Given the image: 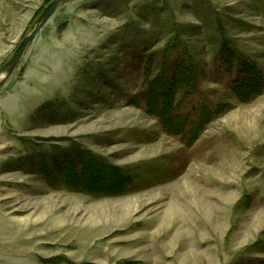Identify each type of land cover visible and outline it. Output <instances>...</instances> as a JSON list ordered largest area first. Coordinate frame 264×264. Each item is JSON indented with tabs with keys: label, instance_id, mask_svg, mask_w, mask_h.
<instances>
[{
	"label": "rangeland",
	"instance_id": "obj_1",
	"mask_svg": "<svg viewBox=\"0 0 264 264\" xmlns=\"http://www.w3.org/2000/svg\"><path fill=\"white\" fill-rule=\"evenodd\" d=\"M49 4L0 0V68ZM163 66L181 134L148 103ZM77 155L127 191L67 186ZM0 264H264V0L61 4L0 89Z\"/></svg>",
	"mask_w": 264,
	"mask_h": 264
},
{
	"label": "trees",
	"instance_id": "obj_2",
	"mask_svg": "<svg viewBox=\"0 0 264 264\" xmlns=\"http://www.w3.org/2000/svg\"><path fill=\"white\" fill-rule=\"evenodd\" d=\"M51 2V0H48ZM168 50H166V53ZM166 68L163 66L159 76L150 84L148 91V103L151 111L158 116L167 132L181 134L185 128L182 123L175 119V93L176 82L167 80ZM260 85L247 81L236 87L234 92L244 102H249L260 93ZM213 112L204 107L200 121L197 123L195 136L201 132L205 124H208ZM193 136V140L195 139ZM77 162L70 161L64 166L66 185L77 188L79 192L89 193L95 196L116 197L123 195L131 184L129 175L120 168L105 164L94 157H85Z\"/></svg>",
	"mask_w": 264,
	"mask_h": 264
},
{
	"label": "water",
	"instance_id": "obj_3",
	"mask_svg": "<svg viewBox=\"0 0 264 264\" xmlns=\"http://www.w3.org/2000/svg\"><path fill=\"white\" fill-rule=\"evenodd\" d=\"M67 1H71V0H52V2L46 7V9L38 18L32 32L29 35H27L19 44L12 59L7 64H5L0 68V89L5 85L7 80L13 75V73L15 72V70L19 65V62L24 52L26 51L30 43L39 35V33L44 28V26L51 19L58 6Z\"/></svg>",
	"mask_w": 264,
	"mask_h": 264
}]
</instances>
